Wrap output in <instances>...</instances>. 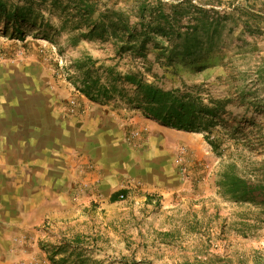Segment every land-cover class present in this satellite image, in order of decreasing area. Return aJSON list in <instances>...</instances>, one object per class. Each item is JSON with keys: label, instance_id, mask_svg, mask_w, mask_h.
Wrapping results in <instances>:
<instances>
[{"label": "rangeland", "instance_id": "374dc122", "mask_svg": "<svg viewBox=\"0 0 264 264\" xmlns=\"http://www.w3.org/2000/svg\"><path fill=\"white\" fill-rule=\"evenodd\" d=\"M61 1L68 2L69 25L46 11L37 21L52 42L34 30L17 38L0 23V98L30 91L71 115L85 104L140 113L174 135L168 151L178 189L120 193L112 208L93 209L29 258L6 249L0 264H264V0H86L103 25L93 35L73 4ZM141 4L148 8L144 27L158 22L147 29L160 34L149 37L165 48L163 68H151L158 85L209 84L213 96L226 93L224 120L240 131L219 124L212 145L202 130L179 131L144 115L126 80L142 60L117 54L128 31L139 32ZM160 54L150 51L147 59ZM87 76L98 82L94 99L82 92ZM224 76V84L215 81Z\"/></svg>", "mask_w": 264, "mask_h": 264}, {"label": "crops", "instance_id": "0c3cea01", "mask_svg": "<svg viewBox=\"0 0 264 264\" xmlns=\"http://www.w3.org/2000/svg\"><path fill=\"white\" fill-rule=\"evenodd\" d=\"M14 93L0 98V254L29 258L93 209L112 208L120 193L178 189L174 135L140 113L85 104L71 115L56 99Z\"/></svg>", "mask_w": 264, "mask_h": 264}, {"label": "trees", "instance_id": "16d2710c", "mask_svg": "<svg viewBox=\"0 0 264 264\" xmlns=\"http://www.w3.org/2000/svg\"><path fill=\"white\" fill-rule=\"evenodd\" d=\"M70 3L73 4L75 13L79 11L80 19H84L83 23L88 29V35H93L96 31L103 29V25L97 20V17H94V11L86 0H69ZM68 10H70L68 2L61 0H0V23H2L5 33L12 30V36H17V38L22 39L25 31L34 30V32L38 31V35L43 39L52 42L51 38L45 35V29H42L37 21L44 18L43 11H46L49 14L56 13L61 25L67 26L70 23ZM147 12L148 8L141 4L138 8L141 19V24L138 23L139 32L130 34L128 31L126 42L121 43L117 50L119 56L129 52L142 60L140 68H136L134 73H129L126 80L135 89L137 96L135 102L138 106H142L144 115L151 117L165 127L179 131L196 132L202 130L212 145L219 140V138L211 139L217 125L220 124L226 128H235L236 131H240L238 124L231 126L224 120V116L227 115L225 108L229 105V101L225 98L226 93L218 97L213 96L211 94L212 86L209 84H204L201 87L182 85L180 88L173 89L158 85L159 78L157 79L156 75L152 73L151 68L153 64H157L159 69L163 68L162 66L165 64L161 62V57L165 48L159 47L149 37L150 34L154 36L160 33L158 28L154 31L147 29L155 22V19L144 27V14ZM154 26L157 27L158 22L154 23ZM125 30L127 32V29ZM79 36L83 38L85 35L80 34ZM153 50H159L161 54L154 56V62H150L147 56ZM89 74L90 66H87L86 75ZM147 77L156 81L151 83ZM225 80H227L226 76L215 81L221 85L225 83ZM97 83L96 79L87 76L82 92L86 96L91 94L90 99H94L92 91L97 88ZM100 92L101 88H99L98 93ZM116 200L117 196L112 198V201Z\"/></svg>", "mask_w": 264, "mask_h": 264}, {"label": "built area", "instance_id": "2783aa9c", "mask_svg": "<svg viewBox=\"0 0 264 264\" xmlns=\"http://www.w3.org/2000/svg\"><path fill=\"white\" fill-rule=\"evenodd\" d=\"M120 198H122V196H120Z\"/></svg>", "mask_w": 264, "mask_h": 264}]
</instances>
